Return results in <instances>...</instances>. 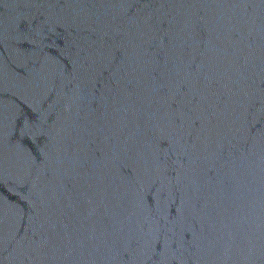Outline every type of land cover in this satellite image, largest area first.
Returning <instances> with one entry per match:
<instances>
[{
  "label": "water",
  "instance_id": "95a60500",
  "mask_svg": "<svg viewBox=\"0 0 264 264\" xmlns=\"http://www.w3.org/2000/svg\"><path fill=\"white\" fill-rule=\"evenodd\" d=\"M157 0H0V87Z\"/></svg>",
  "mask_w": 264,
  "mask_h": 264
}]
</instances>
